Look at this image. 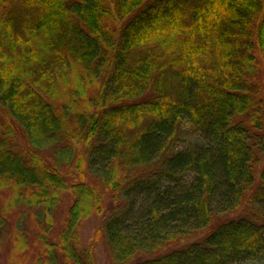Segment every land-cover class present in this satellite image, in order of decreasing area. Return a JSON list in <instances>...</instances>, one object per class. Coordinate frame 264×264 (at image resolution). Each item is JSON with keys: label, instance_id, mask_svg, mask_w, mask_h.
Returning <instances> with one entry per match:
<instances>
[{"label": "trees", "instance_id": "trees-1", "mask_svg": "<svg viewBox=\"0 0 264 264\" xmlns=\"http://www.w3.org/2000/svg\"><path fill=\"white\" fill-rule=\"evenodd\" d=\"M254 45L264 55V0H0V243L24 242L11 217L29 208L36 264H92V215L114 264H264ZM196 133L204 146L180 148Z\"/></svg>", "mask_w": 264, "mask_h": 264}, {"label": "rangeland", "instance_id": "rangeland-1", "mask_svg": "<svg viewBox=\"0 0 264 264\" xmlns=\"http://www.w3.org/2000/svg\"><path fill=\"white\" fill-rule=\"evenodd\" d=\"M108 3L111 0H106ZM107 22L109 23V26L115 28L117 23L114 18H106ZM254 64H255V69L256 73L251 75L248 80L251 81L252 85L257 89L259 88L260 91H264V84H263V74H264V55L262 54V51L260 48L256 47L254 45ZM74 72H70V77H73ZM72 80L73 78L66 82H58L57 89H59V94H61L63 97H65V88L69 87L72 85ZM97 84H92L91 86L89 85L87 89H85L84 97H90L91 99H94L93 97L97 93ZM79 95V94H78ZM67 97V96H66ZM65 97V101H67V98ZM65 104V102H64ZM76 106L80 107L82 106V101H79ZM186 125V124H185ZM184 125V126H185ZM188 126V125H186ZM190 129V126H188ZM15 141L17 142V145L21 149L26 148V144L24 142V137L17 128L15 127ZM186 134H188L187 131H185ZM205 138L200 135V134H193V135H185L184 140L180 143L181 146L180 148L183 149H195L196 147L201 148L205 144ZM81 144H76V149L75 153L76 155L72 154L70 157H66V155L63 157L61 160L62 165L66 168H70L74 166L73 162L76 157H78V151H81ZM84 152V151H82ZM87 165V163H86ZM73 170V169H71ZM87 172V171H86ZM74 174V173H73ZM3 191H0V202L5 200L7 198L6 193ZM7 192V191H6ZM133 196V195H132ZM62 199L60 201L59 205V210L55 211L54 213H50L51 215H54L49 218L48 223L52 221L51 218H53V225H50V229L48 231V241H54L56 242V235L55 232L59 231V226L62 221L63 217V210L65 213V209H67V206L69 205V202L71 200L70 196H61ZM105 210L102 214H108L110 212V209L112 205H110L109 201L107 200L104 203ZM26 209L23 208H18L16 211L13 212V215L11 219H17L19 217V230L23 232V239L24 242L21 240L22 243L17 244L15 246L14 242H12V238L7 240L6 244L0 243V264H36L35 260L38 255H40L41 252H43L44 247L43 244H41L40 241H38L37 236L39 232L42 230L39 229L38 227V222L35 220L33 216V210L27 208V213L23 214V211ZM136 210V209H135ZM134 210V219H139L138 211ZM101 218H103V215L100 217L92 215L90 218L83 219L81 221V224L79 225V230H78V239L81 247L87 248L91 247V249L94 250V255L91 257L89 255V262L92 264H114V262H111V259H109V256L107 254V250L105 249V244H104V238H102V232L100 230V223H101ZM10 219V220H11ZM9 220V221H10Z\"/></svg>", "mask_w": 264, "mask_h": 264}]
</instances>
